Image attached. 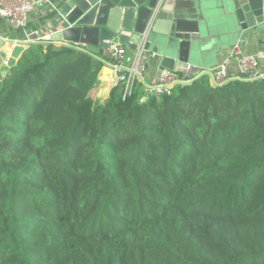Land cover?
Returning <instances> with one entry per match:
<instances>
[{
	"label": "trees",
	"instance_id": "16d2710c",
	"mask_svg": "<svg viewBox=\"0 0 264 264\" xmlns=\"http://www.w3.org/2000/svg\"><path fill=\"white\" fill-rule=\"evenodd\" d=\"M102 70L45 42L2 76L0 264H264V81L101 103Z\"/></svg>",
	"mask_w": 264,
	"mask_h": 264
},
{
	"label": "water",
	"instance_id": "95a60500",
	"mask_svg": "<svg viewBox=\"0 0 264 264\" xmlns=\"http://www.w3.org/2000/svg\"><path fill=\"white\" fill-rule=\"evenodd\" d=\"M59 0L55 19L58 31L47 42L68 43L106 57L110 44L137 51L145 48L162 58V69L174 70L200 56L210 39L246 47L250 38L264 39V0ZM152 28L146 32L152 16ZM216 34H218L216 36ZM144 36V38L142 37ZM22 45L14 47L9 68L24 54ZM104 68L103 74H110ZM209 78L210 73H206ZM203 75V76H204ZM243 80H263L256 73H243ZM182 82L179 85L192 84ZM109 93L99 91L98 98Z\"/></svg>",
	"mask_w": 264,
	"mask_h": 264
},
{
	"label": "built area",
	"instance_id": "2783aa9c",
	"mask_svg": "<svg viewBox=\"0 0 264 264\" xmlns=\"http://www.w3.org/2000/svg\"><path fill=\"white\" fill-rule=\"evenodd\" d=\"M48 2V0H0V21L6 28H10L11 31L25 32L28 29L31 22V15L36 10L38 4ZM51 2V1H49ZM163 0H159L158 7L155 10V15L161 8ZM52 11L57 10L55 3L51 2ZM155 15L152 16L148 23L146 32H148L153 25ZM32 40L28 39L22 43V41L9 39L4 36L0 30V40L6 45V50L1 54L0 62L4 68H9V61L11 58L14 47L22 45L25 49L24 54L28 53L31 46L35 44H44L46 37L39 31L31 33ZM144 38V36H142ZM62 45V44H61ZM111 48L107 52V56L103 57L94 55L78 45H72L79 51L86 53L92 57L99 59L103 63L104 68H108L110 74H103V70L100 76V83L97 85V92L104 90L102 85L107 88L106 92L119 85L123 86V95L126 98L130 95L134 89L136 83L141 84V91L143 97L141 103H144L151 95H160L163 93H170V91L178 86L182 82L194 81L206 73H210V82L213 86H223L230 81L243 80V73H256L257 77H264L262 71V63H264V52L257 54H246L240 56V67L238 69L232 68V59L226 58L216 68L208 72L196 69L191 64H183L178 69L169 70L162 69L159 75L152 79L148 84L145 83V74L147 72L148 64L151 60L156 59L157 55L151 53L145 48V42L143 41L137 51H130L128 48H117L116 45L110 44ZM105 98L103 94L101 98Z\"/></svg>",
	"mask_w": 264,
	"mask_h": 264
},
{
	"label": "crops",
	"instance_id": "0c3cea01",
	"mask_svg": "<svg viewBox=\"0 0 264 264\" xmlns=\"http://www.w3.org/2000/svg\"><path fill=\"white\" fill-rule=\"evenodd\" d=\"M38 1V0H37ZM57 3L59 0H48V2L43 3L42 5L38 4L36 10L31 15V22L29 23L28 29L25 32H13L10 28H6L4 24L0 21V25L4 26L0 28L3 32L4 36L9 39H15L22 41L32 40L31 33L35 31L41 32L43 36L48 37L49 35L55 33L59 30L56 27L55 19H58L56 10L52 11L51 2ZM51 13H55L54 16H51ZM50 15V16H49ZM218 34H216L217 36ZM54 43V42H53ZM62 43H54L57 46H60ZM71 45V44H70ZM6 45L4 42H0V59L1 54L6 50ZM205 51L209 53V57L206 61L197 62L195 60H191L189 64H191L196 69L202 70L204 72L211 71L216 69L226 58L232 59V68L238 69L240 67V56L246 54H257L264 52V39H254L250 38L246 47H239L238 44H233L229 42H225L216 38L210 39L207 43V47ZM102 59V58H100ZM103 59H106L103 57ZM102 59V60H103ZM161 61L162 58L158 55L156 59H153L149 62L147 72L145 74V83L148 84L152 81V79L156 78L159 75L161 70ZM180 65L176 67L178 69ZM9 69V68H8ZM7 68H4L0 62V75L1 77L8 71ZM262 71L264 73V63H262ZM97 92V89H95ZM99 95V92H98Z\"/></svg>",
	"mask_w": 264,
	"mask_h": 264
},
{
	"label": "rangeland",
	"instance_id": "374dc122",
	"mask_svg": "<svg viewBox=\"0 0 264 264\" xmlns=\"http://www.w3.org/2000/svg\"><path fill=\"white\" fill-rule=\"evenodd\" d=\"M1 42V40H0ZM204 52H201V57L200 56H196V57H192L191 60H195L197 62H200V61H206V59L209 57V53L205 50H203ZM98 57V56H97ZM95 58V57H94ZM99 58V57H98ZM97 59V58H95ZM100 59V58H99ZM97 59V60H99ZM100 61V60H99ZM2 79L1 75H0V80ZM105 89L103 90V93L106 92L107 88L105 87V85H102ZM91 98L94 100V101H98L100 100L101 103H103L105 101V98H98V92H96V90H94L91 94Z\"/></svg>",
	"mask_w": 264,
	"mask_h": 264
}]
</instances>
